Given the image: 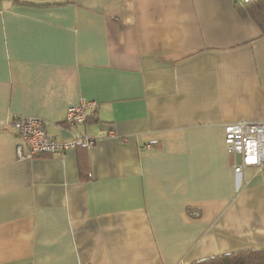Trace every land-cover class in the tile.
<instances>
[{
    "label": "crops",
    "instance_id": "crops-1",
    "mask_svg": "<svg viewBox=\"0 0 264 264\" xmlns=\"http://www.w3.org/2000/svg\"><path fill=\"white\" fill-rule=\"evenodd\" d=\"M246 1L0 0V264L264 250V165L240 178L225 144L228 124L264 122ZM82 98L96 107L70 126ZM28 118L96 144L21 158L13 123Z\"/></svg>",
    "mask_w": 264,
    "mask_h": 264
},
{
    "label": "built area",
    "instance_id": "built-area-1",
    "mask_svg": "<svg viewBox=\"0 0 264 264\" xmlns=\"http://www.w3.org/2000/svg\"><path fill=\"white\" fill-rule=\"evenodd\" d=\"M95 107V102L82 98L77 105L69 109L66 122L75 127L85 124ZM13 129L21 141L17 145L21 158H32L47 152L65 153L80 144L93 148L96 144V140L80 134L70 141H58L46 132L44 122L39 119L16 120ZM225 144L229 155L241 158L240 164L234 166L237 176L241 178L247 168H261L264 165V122L240 121L228 124L225 128ZM24 148L27 153L23 152Z\"/></svg>",
    "mask_w": 264,
    "mask_h": 264
},
{
    "label": "trees",
    "instance_id": "trees-1",
    "mask_svg": "<svg viewBox=\"0 0 264 264\" xmlns=\"http://www.w3.org/2000/svg\"><path fill=\"white\" fill-rule=\"evenodd\" d=\"M252 19L264 35V0H247L239 9ZM193 264H264V250H244L196 261Z\"/></svg>",
    "mask_w": 264,
    "mask_h": 264
}]
</instances>
